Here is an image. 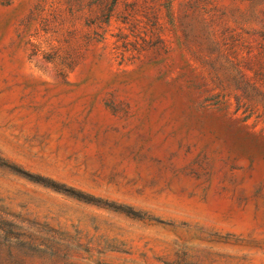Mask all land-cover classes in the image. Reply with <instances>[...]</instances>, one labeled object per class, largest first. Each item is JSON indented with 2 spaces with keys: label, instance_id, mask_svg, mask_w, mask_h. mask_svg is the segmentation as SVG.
<instances>
[{
  "label": "rangeland",
  "instance_id": "obj_1",
  "mask_svg": "<svg viewBox=\"0 0 264 264\" xmlns=\"http://www.w3.org/2000/svg\"><path fill=\"white\" fill-rule=\"evenodd\" d=\"M0 264H264V0H0Z\"/></svg>",
  "mask_w": 264,
  "mask_h": 264
}]
</instances>
